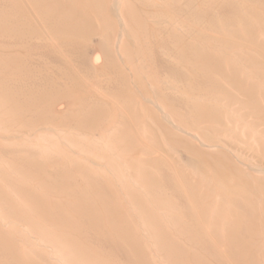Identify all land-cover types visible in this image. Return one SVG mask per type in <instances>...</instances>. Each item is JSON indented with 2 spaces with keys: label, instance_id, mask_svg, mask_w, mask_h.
I'll use <instances>...</instances> for the list:
<instances>
[{
  "label": "rangeland",
  "instance_id": "obj_1",
  "mask_svg": "<svg viewBox=\"0 0 264 264\" xmlns=\"http://www.w3.org/2000/svg\"><path fill=\"white\" fill-rule=\"evenodd\" d=\"M1 23L0 264H264V0Z\"/></svg>",
  "mask_w": 264,
  "mask_h": 264
},
{
  "label": "bare ground",
  "instance_id": "obj_2",
  "mask_svg": "<svg viewBox=\"0 0 264 264\" xmlns=\"http://www.w3.org/2000/svg\"><path fill=\"white\" fill-rule=\"evenodd\" d=\"M63 2H65V15L66 16H69V20L70 21H75L76 23H80L81 22V19H80V14H79V12L77 11V10H75L67 1H63ZM59 3V2H58ZM247 3V2H246ZM114 4V3H113ZM117 4V3H116ZM117 19V18H116ZM72 21V22H73ZM4 25H5V23L3 24V23H1L0 24V30H6V28L4 27ZM3 27H4V29H3ZM76 29H77V27H76ZM76 29L74 30L73 28L71 29V31L70 32H75L76 31ZM4 30V31H5ZM18 33V32H17ZM24 33V32H23ZM119 37V36H118ZM197 79L198 80H200V78H198L197 77ZM204 80V79H203ZM27 81V80H26ZM205 81H207V80H205ZM202 82V81H201ZM200 82V83H201ZM206 83V82H205ZM205 83H203V84H205ZM206 85V84H205ZM149 89V88H148ZM144 100V99H143ZM194 108V107H193ZM202 109H204V108H202ZM202 109L200 108V111H202ZM195 110V109H194ZM195 111H198V107H197V110H195ZM198 114V113H197ZM199 115V114H198ZM167 122V121H166ZM170 124V123H169ZM173 125V124H172ZM171 126V125H170ZM169 126V127H170ZM171 128V127H170ZM174 128V127H173ZM173 130V129H172ZM187 137V136H186ZM221 148V147H220ZM200 152V151H199ZM233 157V156H232ZM238 163V162H237ZM251 170V169H250ZM257 173V172H256ZM54 177V176H53ZM59 179V178H58Z\"/></svg>",
  "mask_w": 264,
  "mask_h": 264
}]
</instances>
